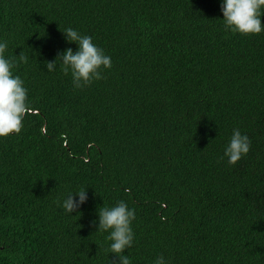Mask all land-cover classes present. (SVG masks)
Wrapping results in <instances>:
<instances>
[{"label":"trees","instance_id":"16d2710c","mask_svg":"<svg viewBox=\"0 0 264 264\" xmlns=\"http://www.w3.org/2000/svg\"><path fill=\"white\" fill-rule=\"evenodd\" d=\"M222 19L220 0H0L28 104L0 138V264H116L92 222L121 200L132 264H264V32ZM66 27L111 57L79 89L45 66L76 50ZM233 129L251 148L229 165ZM79 187L87 203L65 215L55 201Z\"/></svg>","mask_w":264,"mask_h":264},{"label":"clouds","instance_id":"9594fccd","mask_svg":"<svg viewBox=\"0 0 264 264\" xmlns=\"http://www.w3.org/2000/svg\"><path fill=\"white\" fill-rule=\"evenodd\" d=\"M223 26L226 31L240 35H258L264 32V0H220ZM62 32L68 44H75L76 50L66 48L58 52L55 60L45 62L46 70L52 72L59 66L65 75L71 76L75 89L87 86L93 81L103 78V70L111 68V57L93 43L92 37L82 35L72 27H66ZM7 41L0 39V138L12 133H19L25 113L28 111L27 89L23 80L13 74L17 61L25 62L23 51L19 56L6 57ZM251 148V140L239 129H233L231 137L223 149L221 160L229 165L236 164L246 156ZM88 200V188L79 187L69 191L55 201L65 215L78 213ZM97 220L92 222L96 233H107V252L113 254L116 264H132L129 255L124 251L133 245L134 232L132 222L135 219V209L129 208L123 200L112 206H102L97 209ZM151 264H169L163 256H156Z\"/></svg>","mask_w":264,"mask_h":264}]
</instances>
